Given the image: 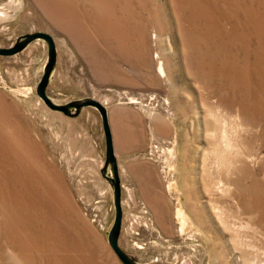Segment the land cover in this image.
I'll use <instances>...</instances> for the list:
<instances>
[{
    "label": "rangeland",
    "instance_id": "374dc122",
    "mask_svg": "<svg viewBox=\"0 0 264 264\" xmlns=\"http://www.w3.org/2000/svg\"><path fill=\"white\" fill-rule=\"evenodd\" d=\"M35 31L52 100H100L129 143L137 264H264V0H0V46ZM47 59L0 56V264H123L101 114L45 104Z\"/></svg>",
    "mask_w": 264,
    "mask_h": 264
},
{
    "label": "water",
    "instance_id": "95a60500",
    "mask_svg": "<svg viewBox=\"0 0 264 264\" xmlns=\"http://www.w3.org/2000/svg\"><path fill=\"white\" fill-rule=\"evenodd\" d=\"M37 39H43L48 43V59L44 66V71L40 82L37 85L38 96L52 110L63 112L69 116H78L83 108L89 106L96 108L101 114L106 147L105 163L102 172L114 188V203L116 208L115 221L109 232V243L113 252L123 264H137L134 258L120 245V234L124 217L122 203V183L119 165L115 154L114 139L107 106L100 100L91 97L72 100L67 103H58L52 100V98L48 95L47 88L58 60V51L55 38L48 32L35 31L19 36L13 45L8 47L0 46V56L15 55L23 51L31 42ZM109 167L112 168L113 175L107 174Z\"/></svg>",
    "mask_w": 264,
    "mask_h": 264
},
{
    "label": "crops",
    "instance_id": "0c3cea01",
    "mask_svg": "<svg viewBox=\"0 0 264 264\" xmlns=\"http://www.w3.org/2000/svg\"><path fill=\"white\" fill-rule=\"evenodd\" d=\"M109 118H110V112H109ZM111 124V120H110ZM112 133H113V139H114V148H115V154L118 161L119 169H120V175L123 176L124 168L128 165H130V162L128 163V159H126V153L129 151L130 146L129 143L124 141L123 137H118L116 131L113 129L112 124Z\"/></svg>",
    "mask_w": 264,
    "mask_h": 264
},
{
    "label": "bare ground",
    "instance_id": "6f19581e",
    "mask_svg": "<svg viewBox=\"0 0 264 264\" xmlns=\"http://www.w3.org/2000/svg\"><path fill=\"white\" fill-rule=\"evenodd\" d=\"M160 72L164 73L163 66H160ZM179 215L182 217L183 220L186 218L185 214L181 210L179 211Z\"/></svg>",
    "mask_w": 264,
    "mask_h": 264
}]
</instances>
